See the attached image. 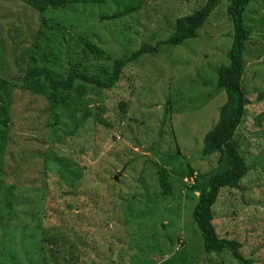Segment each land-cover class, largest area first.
I'll return each mask as SVG.
<instances>
[{
  "label": "rangeland",
  "instance_id": "1",
  "mask_svg": "<svg viewBox=\"0 0 264 264\" xmlns=\"http://www.w3.org/2000/svg\"><path fill=\"white\" fill-rule=\"evenodd\" d=\"M180 1L163 4L160 0H143L138 13L107 22H99L98 17L111 15L117 7L76 9L74 13L82 11L93 18L80 30L72 31L86 32L102 48L109 62L97 61L95 66L109 69L114 60L137 51L141 42L154 46L165 41L179 15L198 9L196 0ZM185 4L197 9L184 14ZM227 6L226 1L219 4L211 15L216 12L217 17L208 20L196 39L163 49L157 57L143 55L128 64L112 91L77 95L78 101L72 104L86 103L90 117L82 123L77 122L80 114L75 120H61L54 138L45 117L39 114L45 109V101L18 87L13 90L12 127L1 168L6 177L0 187V252L9 250L14 260L5 264H40L36 243L42 238L54 236L61 248L63 238L68 245L74 238L90 245L89 234L97 239L95 248H77L78 258L95 264H234L231 256L222 259L204 253L202 237L192 219L196 200L185 198V190L179 193V181L187 184L180 178L182 164L167 168L172 194L165 201L151 165L159 163L162 155H174L178 150L195 175H209L216 169V159H203L200 153L203 139L217 123L226 100L222 90L214 89L216 71L228 64L224 54L231 43L232 28ZM243 16L250 38L242 85L248 89L249 100L233 141L249 169H261L252 174L255 189L259 186L261 191L246 193L245 204L239 192H231L230 197L224 193L220 210L215 207L213 223L226 226V238L244 245L240 252L244 258L264 264V122L257 124L255 120L264 114V102H256L264 93V0H252ZM39 21L38 15L22 4L0 0L1 76H18L21 45ZM156 30L158 34L152 37ZM122 102L128 105L123 114L118 108ZM98 105L101 111L94 120L91 110ZM48 149V167H52L47 171L48 181L59 183V188L51 190L58 193L54 197L60 205L53 202L54 197H47L53 191L40 190V164L36 163L45 156L30 163L33 166L28 171L22 166L21 180L9 176L13 161L16 163L25 153ZM85 205L87 208H83ZM231 206L237 207V212L227 210ZM124 209L128 211L126 216ZM62 250L68 253L67 247Z\"/></svg>",
  "mask_w": 264,
  "mask_h": 264
},
{
  "label": "trees",
  "instance_id": "2",
  "mask_svg": "<svg viewBox=\"0 0 264 264\" xmlns=\"http://www.w3.org/2000/svg\"><path fill=\"white\" fill-rule=\"evenodd\" d=\"M12 1L20 3L26 9L33 11L38 15L40 21L34 32H28L26 40L21 45L23 50L19 55V59L21 58L22 64L18 70V76L3 77L0 75V187L6 177L1 172V168L4 166L3 156L7 152L9 132L12 127L11 95L16 87L23 93L35 98H42L45 101V109L40 111L39 114L45 117L49 133L54 138L55 127L61 120H75L80 114L81 116L77 119V122L82 123L90 117L87 113L89 110L85 107L86 103L72 104L74 101H78L77 95L80 96L81 93L88 91L96 94H102L103 91H112L120 82L122 71L128 64L136 63L143 55L157 57L163 49L174 48L182 45L187 40L196 39L199 36L198 32L204 28L208 20L216 16V12L213 16L211 15L219 4L223 1L228 3L226 14L232 28L231 43L224 54L228 64L227 66H220L216 71V86L214 89L215 91L222 90L225 93L226 100L219 110L217 123L203 139V147L200 153L203 159L215 158L216 169L209 175H195L190 163L184 162L185 159L180 157L177 149L174 155H162L159 158V163H151V165H153L155 171V184L159 187V194L164 197V201L172 194L168 167L175 166L177 163L182 164V166H179L180 178L192 180L193 184L191 186L179 181L181 185L179 193L185 190L187 191L185 198L196 200L192 219L202 237V248L206 255H214L222 259L231 256L234 259V264H255L253 259H246L241 255L240 252L244 247L242 243L226 238L224 235L226 233L223 231L224 228L227 229L226 226L224 228L216 227L213 223L217 216L216 212L214 213L215 207L216 210L219 209L220 203L223 202L222 199H225L224 193L227 194V197H230L231 192H239V199L245 204L246 193L250 194L251 191L254 192L258 189L261 191L259 186L255 189L256 183L252 179V174H257V171H261V169L250 170L242 156V152L233 141L237 129L245 118V108L248 104L247 100H249L246 97L248 89H245L242 85L243 76L246 74L244 59L246 42L250 38L243 15L252 0H196L194 3L197 5L198 9L195 8L197 10L189 8L185 4L187 11L184 14L192 10L195 11L188 15H179L175 20L170 36L165 41H159L154 46L141 42L137 51L114 60L112 67L109 69L103 66H95L97 61L109 62V58L104 57L105 54H103L102 48L96 45L86 32L75 33L72 31V28L80 30L81 25L85 24L86 26L87 22L93 17L88 18L85 12L81 11L76 14L74 11L76 9L93 8L94 6L100 9H109V6H114L117 7L116 11L111 15L102 14L98 17V20L99 22L115 21L138 13L144 6L143 0ZM160 1L163 4L181 2L180 0ZM70 16L72 17L70 18ZM155 32L152 37H155L159 31L156 30ZM1 66H4L3 62H1ZM256 102H264V93L257 96ZM118 108L123 114L127 111L128 105L122 102ZM102 110H105V108ZM91 111H93V113L91 112L93 119L97 120L101 107L98 105ZM263 116L255 119L257 124L264 122ZM155 150L157 151V149ZM49 152L48 149L44 153L39 151L30 155L25 153L16 163L13 161V173H10L9 176L21 180L20 177L24 174L22 166H25L26 171H28L33 166H29L30 163L38 160L36 158L45 156L41 159V162L36 163L40 164L38 182H40L41 191V188L53 191L51 193L48 191L49 194L47 195L49 199H53L54 195L58 193L51 190V188H59L60 186L57 180L54 183L55 185L48 181L47 171L48 169L52 171V167H48ZM196 192L199 194L197 198L195 196ZM95 196V194L92 195V198ZM112 196L117 195L113 194ZM179 196L181 197V194ZM54 201L55 204L60 205V201L55 197ZM83 208H87L86 205ZM227 210L235 213L237 207H228ZM124 214L125 216L128 214L126 209H124ZM221 235L224 237H221ZM88 236L91 241L90 245L86 241L76 238L68 245L66 239L63 238L61 248L57 246V240L54 236L50 239L42 238L38 240L36 245L39 249L40 264H95L85 257L80 256L81 258H78L77 248L81 251H91L95 248L96 237L91 236V234ZM62 247H67V254H63ZM9 255V250L2 249L0 264H5L8 260H14V257Z\"/></svg>",
  "mask_w": 264,
  "mask_h": 264
},
{
  "label": "built area",
  "instance_id": "3",
  "mask_svg": "<svg viewBox=\"0 0 264 264\" xmlns=\"http://www.w3.org/2000/svg\"><path fill=\"white\" fill-rule=\"evenodd\" d=\"M187 184H192V180H186Z\"/></svg>",
  "mask_w": 264,
  "mask_h": 264
},
{
  "label": "clouds",
  "instance_id": "4",
  "mask_svg": "<svg viewBox=\"0 0 264 264\" xmlns=\"http://www.w3.org/2000/svg\"><path fill=\"white\" fill-rule=\"evenodd\" d=\"M184 180H186V179H184ZM187 180H188V179H187ZM185 184H186V183H185ZM192 184H193V182H192ZM192 184H191V185H192ZM188 185H189V184H188ZM191 185H189V186H191ZM179 243H180V242H179Z\"/></svg>",
  "mask_w": 264,
  "mask_h": 264
},
{
  "label": "water",
  "instance_id": "5",
  "mask_svg": "<svg viewBox=\"0 0 264 264\" xmlns=\"http://www.w3.org/2000/svg\"><path fill=\"white\" fill-rule=\"evenodd\" d=\"M114 180L116 181L117 180V177H114Z\"/></svg>",
  "mask_w": 264,
  "mask_h": 264
}]
</instances>
